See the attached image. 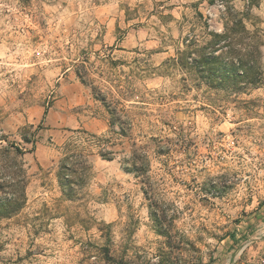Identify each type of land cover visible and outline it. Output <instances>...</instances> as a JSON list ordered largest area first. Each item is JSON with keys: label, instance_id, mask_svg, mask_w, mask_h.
<instances>
[{"label": "rangeland", "instance_id": "obj_1", "mask_svg": "<svg viewBox=\"0 0 264 264\" xmlns=\"http://www.w3.org/2000/svg\"><path fill=\"white\" fill-rule=\"evenodd\" d=\"M0 163V264H264V0H0Z\"/></svg>", "mask_w": 264, "mask_h": 264}, {"label": "trees", "instance_id": "obj_2", "mask_svg": "<svg viewBox=\"0 0 264 264\" xmlns=\"http://www.w3.org/2000/svg\"><path fill=\"white\" fill-rule=\"evenodd\" d=\"M229 10V9H228ZM227 10V16H226V20L224 22V28L223 31L221 33H216L213 31H207V35L210 36V39L206 42H204V44L198 46L199 48L198 51L200 52V59L198 60V62L200 63L201 67L200 70L201 71H207L208 72V80L210 82H216L218 81L220 82H226V81H231V82H237L240 80H245V82H251L249 81L250 76L252 73H254V65L252 64H247L244 65L241 62V58H239V56H226L223 53V49H222V45H220L221 41H227V44L231 42H233L234 40H237L238 38H240V36L238 35L239 32H246V28L244 26V24H242V20L240 18H236L230 11ZM190 45H197L195 43V39H191L189 41ZM207 48L209 49V51H206ZM220 48V49H219ZM216 51H219L218 53H215ZM228 52V51H227ZM229 53H231V50L229 51ZM178 54H181V58L186 61V55L184 52H178ZM235 55V54H233ZM239 66L241 68H239ZM197 69V71H200ZM28 142V140H26ZM35 147V143L32 141V146L28 151H32L34 150ZM19 154L24 153V151L26 150H22L19 148H15ZM106 152H101L100 156L102 158L105 159H112L109 156H106L105 153H113L111 150H105ZM3 156V159H5V161H7L8 163H10V167H15L14 170H18L19 172H22L21 170H24L23 165L18 162L16 160V158L10 156V152L9 150L5 151ZM73 159V155L67 156L65 157L62 162H61V174L59 175L60 178V183L63 184H69V182H71L70 179H68V174L67 171H71L74 172V163L72 162ZM1 164V163H0ZM11 182V181H10ZM12 182L14 184H12ZM12 182L10 184V187H17V191H19L18 189H20L21 185H24V180H14L12 179ZM1 185H0V189H1ZM24 198V194L21 193H15L13 192L12 194L8 195L7 197H5L3 200L2 198H0V215H5L8 216L9 214H11L12 212L18 210V208H20L21 203L23 201ZM118 264H123V262H117ZM116 263V264H117Z\"/></svg>", "mask_w": 264, "mask_h": 264}]
</instances>
